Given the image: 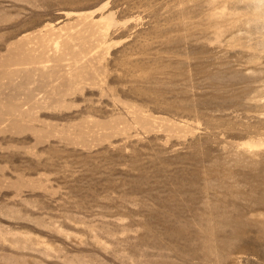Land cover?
I'll use <instances>...</instances> for the list:
<instances>
[{"label":"rangeland","instance_id":"374dc122","mask_svg":"<svg viewBox=\"0 0 264 264\" xmlns=\"http://www.w3.org/2000/svg\"><path fill=\"white\" fill-rule=\"evenodd\" d=\"M0 264H264V0H0Z\"/></svg>","mask_w":264,"mask_h":264}]
</instances>
